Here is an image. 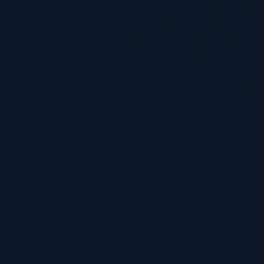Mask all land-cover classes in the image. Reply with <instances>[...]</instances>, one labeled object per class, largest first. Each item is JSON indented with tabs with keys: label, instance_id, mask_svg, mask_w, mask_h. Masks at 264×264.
Masks as SVG:
<instances>
[{
	"label": "water",
	"instance_id": "95a60500",
	"mask_svg": "<svg viewBox=\"0 0 264 264\" xmlns=\"http://www.w3.org/2000/svg\"><path fill=\"white\" fill-rule=\"evenodd\" d=\"M0 264H264V0H0Z\"/></svg>",
	"mask_w": 264,
	"mask_h": 264
}]
</instances>
